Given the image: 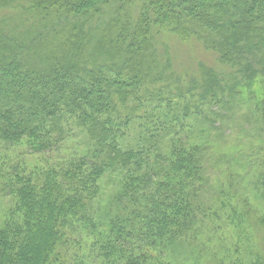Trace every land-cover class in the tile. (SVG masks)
<instances>
[{
    "label": "trees",
    "instance_id": "obj_1",
    "mask_svg": "<svg viewBox=\"0 0 264 264\" xmlns=\"http://www.w3.org/2000/svg\"><path fill=\"white\" fill-rule=\"evenodd\" d=\"M131 2L0 0V141L47 158L42 169L12 164L1 174L11 208L0 264H197L170 251L192 246L208 213L210 143H196L206 129L185 123L199 116L219 130L244 92L253 99L264 81V0ZM163 33L197 42L219 67L181 74L159 50ZM174 99L184 101L177 114L149 115ZM134 123L150 128L122 143ZM76 139L80 158L50 164ZM107 173L121 184L103 221L95 200ZM254 224L263 229L264 217Z\"/></svg>",
    "mask_w": 264,
    "mask_h": 264
},
{
    "label": "rangeland",
    "instance_id": "obj_2",
    "mask_svg": "<svg viewBox=\"0 0 264 264\" xmlns=\"http://www.w3.org/2000/svg\"><path fill=\"white\" fill-rule=\"evenodd\" d=\"M131 1L130 5L135 3L138 6L140 3V0ZM2 14L0 11V15ZM159 39L160 52L170 50L173 66L181 74L197 75L199 63L218 66L214 62V56L198 47L195 41L182 45L168 33H163ZM187 51L198 52L191 54ZM177 56L182 59L178 60ZM244 93V99H241L232 113H222L226 118L217 121L219 130L211 129L199 116H194L185 123L186 129H206L204 137L195 134L196 143H210V156L206 164L208 172L205 175L208 185L201 197L208 213L204 223L202 222L205 225L193 237L196 239L192 246H173L174 249H170L171 257L175 261L190 260L197 264H252L257 256L264 257V227L261 229L254 224L255 217H264V201L261 198L264 190V81L259 82L252 91V100ZM183 104L184 101L174 99L169 110V104H163L158 111L152 110L155 106L147 111L149 115L156 114L157 117V114H162L165 110L170 116L177 114L180 111L178 106ZM140 126L130 125L122 143L135 142L140 131L150 128L147 123H140ZM170 139L172 138L164 139L165 147L171 143ZM63 148L61 157H48L50 164L63 157L80 158L85 145L76 139L67 141ZM46 160L47 158L30 155L25 143L8 147L0 141V184L1 174L12 170V164H26L29 169H42ZM120 184L121 175L117 173H107L100 179V192L95 200L99 220L105 221L108 214L116 212L114 203L117 193L120 192ZM10 208L11 199L0 193V226ZM81 247L84 249L85 245Z\"/></svg>",
    "mask_w": 264,
    "mask_h": 264
}]
</instances>
